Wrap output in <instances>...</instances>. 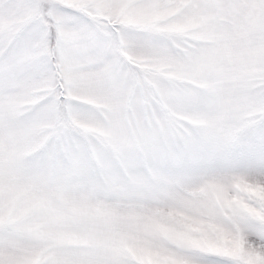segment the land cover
<instances>
[{
	"label": "snow or ice",
	"instance_id": "snow-or-ice-1",
	"mask_svg": "<svg viewBox=\"0 0 264 264\" xmlns=\"http://www.w3.org/2000/svg\"><path fill=\"white\" fill-rule=\"evenodd\" d=\"M0 264H264V0H0Z\"/></svg>",
	"mask_w": 264,
	"mask_h": 264
}]
</instances>
